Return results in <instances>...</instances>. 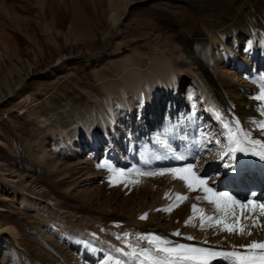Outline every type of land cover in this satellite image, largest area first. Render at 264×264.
<instances>
[{"label":"bare ground","instance_id":"obj_1","mask_svg":"<svg viewBox=\"0 0 264 264\" xmlns=\"http://www.w3.org/2000/svg\"><path fill=\"white\" fill-rule=\"evenodd\" d=\"M92 1L41 0L42 3L39 4L43 6L42 10H45L46 14L42 17V22L46 21L44 20L45 17L49 19L50 16H53L51 24L53 27L50 31L52 34L49 33V35H54L53 30L56 29V24L63 28L66 26V21H63V18H71V20L68 19L71 22L69 33H62L68 43L83 41L91 42L94 45L99 33L109 36V38L113 37V39L117 33L118 39H120L122 26L126 23L125 18L128 12H132V10L128 11V7L137 0H108L107 22L109 26L107 27L106 24L104 25L99 21L100 24L97 28H94L92 22L87 18L88 13L94 14ZM18 2L21 3V8L17 7L19 11L20 9L29 11L25 5L27 0H18ZM149 6L146 3L142 6L144 17L135 23L138 26L134 33H129L130 36L135 37L137 30H144L142 37L146 39V47H141L140 52L134 48L131 55H127L119 62L114 63L111 71L109 70L110 72L97 76L99 85L110 100L108 102L110 105L107 104L102 93L99 94L96 91L95 87L87 88L88 86L84 85L85 89L82 88L81 80L62 83L59 90L67 96V106L76 112L77 115L74 116V119L81 117L83 126L81 131H85L90 138L93 152L100 151L103 141L109 140V145L103 149L105 150L103 152L105 160L101 166L86 162V168L81 167L80 172H84L90 177L94 174L93 178L87 177L89 181L97 180L102 173H107L106 177H111L114 182V189L108 191L104 190L105 187L100 186V190L97 188L87 198L90 204L84 205L68 198L64 192V190L71 189L76 182H54L52 175L51 180H47L45 177L16 169L0 161V196H3L0 201L8 202L13 207L19 206L20 209L29 212L34 220L39 219L53 224L62 234L58 240V247L49 248L48 245V247L44 246L39 240L22 237L18 229L13 227L11 223L1 222L0 233L10 236L16 247L23 248L21 253H18L16 252L18 248L15 249L14 246L13 253L10 255L11 261L15 259L14 256L21 257L22 253L27 252L28 258L23 264H84L83 259L76 256L78 247H81V253H92L94 256L103 253L106 257L104 262L107 264H148L147 257L157 259L162 255L155 251L154 244L149 243L148 236H158L168 241L169 243L166 245L168 247L184 244L189 247L205 248L216 252H238L241 254H247L246 246L252 243H264V214L258 207H250L244 202V197L246 198L248 195L252 204H264V181L259 184L261 186L254 189L246 188L243 183L239 184V188L233 190L227 187L221 179H219L221 182L219 183L218 179L202 178L206 180L207 186L216 193H228L238 201V205L226 214L217 210L214 204L205 199L206 193L202 188L198 187L196 191L189 189L188 197L184 196L188 190L187 187L182 192H178L179 190L170 181L174 180L175 184L181 187L186 184L184 181L174 178L169 171V169L185 167L188 165L186 160L190 159L192 163L189 162V164L194 165V171L198 177L204 172H207L208 175L211 172L219 174L218 176L221 177L226 173L229 162L235 161L237 164L234 168L239 171L243 162H247V155H250L254 160V162L251 161L250 165H255L256 169V171L250 170L252 176L259 174L264 178V148L261 147L264 145V98H261L264 97V0H237L217 9L218 12L222 11L227 14V17L235 23L240 31L244 32L248 39L245 40L236 33L232 42L227 40L219 29L220 27L213 22L211 17L208 21L203 22L199 32L195 31L198 24H192L193 14L197 13L198 18L205 17L206 10H192L191 7H184L181 12L170 13L165 9L156 10ZM59 12L62 14V19L59 18ZM58 19L62 21L59 22ZM25 20H27L25 21L27 26L34 27L31 18ZM15 28H17L16 25ZM24 31L26 30L24 29ZM58 36L57 34V38ZM212 43L214 44L211 45ZM146 48L149 51H146ZM65 58L66 56L61 55L53 69L49 71L50 76L65 72L70 65V60L67 61ZM232 64L248 72L250 80L239 84L241 73L239 71L233 73L234 70H228V66ZM36 72L37 70L31 66L25 75L26 77L35 76ZM188 78H191L198 86L204 113L207 112L208 115H212L217 121L216 125L223 130L226 143L219 153L213 154L207 149L194 145V142L187 144L184 141H179L181 136L173 129L174 126L167 125L166 120H170L171 113H176L180 122L184 120L183 122L186 121L187 124H190L188 111L178 114L181 102L175 105L173 109L174 106L168 100V96L166 99L153 98L154 93L149 90L152 82L168 81L174 90L179 92L180 85ZM24 83L25 78L19 83L20 89L26 86ZM21 85L23 86L21 87ZM127 86L133 87L136 95L138 94L141 112L146 113L147 121L152 118L149 114L152 116L157 114L158 116L162 101L165 100L169 103H167L166 109L170 105V110L168 109L170 113L165 110V104L162 112L159 113L163 117L165 113L167 117L164 124L158 125L157 129L160 132H154V125L149 129H141L142 124L136 125L133 119L129 124L130 136L127 135V139L124 140V136L117 134L116 127L119 119L113 112L112 99L117 96L121 97L122 103L129 106V101L124 98ZM54 89L58 90L59 88L54 87ZM176 94L178 95V93ZM52 103L57 104L58 107L54 105L49 110L50 116L48 118L47 114L46 117L45 114L37 115V121L40 125L42 124L44 127L49 122L54 121L70 138L75 135L78 136V133H81L80 127H77L76 130L78 131H75L68 122L70 119L74 125L73 116L70 114L66 117H60L61 114H67V108L63 110L60 102L51 100L50 104ZM148 103H152L154 108L150 110ZM126 109L128 108L126 107ZM131 116L133 113H131L130 118ZM165 126L169 128L170 139L165 134L158 137ZM248 128L250 131L247 130ZM148 130L153 131L155 136V140L148 145L149 156L146 155L147 152L145 151L142 153L143 143L150 141V139L145 138ZM110 132L116 136L117 140L114 139L113 141L110 138ZM142 137H144V141ZM163 141L167 144L164 145L165 142L163 143ZM158 144H161L164 150L161 147L155 149L151 146ZM137 149H140L142 154H138ZM125 152L127 155H124ZM166 159L165 166H163L162 163ZM132 163L134 165L127 167L134 166L140 171L141 183H137L139 176L127 177L125 170H122L127 168L126 165ZM57 165L58 163L55 164L56 167ZM222 166L224 170L221 171ZM218 167L221 168L219 169L221 172L216 171ZM75 169L67 166L65 170L60 168L59 170L54 169V171L62 175V173L68 174L69 170ZM252 171H255L256 175ZM252 176L250 175L251 178ZM155 177L158 178L156 181H158L159 187L154 186L153 188L152 181ZM163 177H166V182H168L166 187H164L166 182L162 183ZM116 183L120 185L117 186ZM163 187L166 192L163 191ZM122 188L124 191L121 190ZM219 188L222 190L219 191ZM130 190L131 194L123 204L117 200L118 204L115 209L110 205L118 195L121 193L124 195ZM153 192L155 198L153 204H150L146 201ZM160 193L163 197L168 194L165 195L164 202L157 205L156 198ZM103 194L109 195L107 196L108 199L103 201ZM178 195L184 196L186 199L178 201ZM95 197L98 202L91 204L94 203V201L91 202V199ZM6 198L9 200H5ZM136 198H140L144 202L142 207L144 211V206L147 204L146 213L140 210L134 214L132 211L124 209L128 203L132 205ZM240 204L245 205V207L241 208ZM193 205L199 209L198 212H193ZM162 210L164 212L160 214ZM145 215L146 219H141ZM247 215L256 217L258 223L261 224L259 226H263L260 229L262 231L258 230L259 233L255 237L251 236L255 221L252 222L253 226H248L247 229V219L245 218ZM163 217L170 223L166 229L164 224L160 223ZM201 217L204 219L202 220ZM208 217L213 219L209 220ZM218 220H223L229 225H237L238 228H243V232L239 230L228 232L224 230L223 224L217 223ZM157 221H159L158 224H154ZM160 225L161 228H158ZM246 230L251 235L249 237L247 235L249 241L244 244L238 237H244ZM177 232L182 234V238L174 235ZM215 232H217V237L213 235ZM189 236L196 240H188L187 237ZM206 241L211 243L206 244ZM254 251L259 252L258 249ZM57 257L61 258V260L59 259L61 262L57 260ZM99 258L104 257L99 256ZM210 264H233V262L230 259L218 257L212 259Z\"/></svg>","mask_w":264,"mask_h":264},{"label":"rangeland","instance_id":"obj_2","mask_svg":"<svg viewBox=\"0 0 264 264\" xmlns=\"http://www.w3.org/2000/svg\"><path fill=\"white\" fill-rule=\"evenodd\" d=\"M235 1L237 0H137L128 7V11L132 10V12H128L129 15L127 14V17L125 18L126 23L124 26H122L123 30L120 39H118L119 35H117V33L114 35V39L113 37L109 38V36H104L102 33H99L97 42L93 45L91 42L86 43L80 41V43H77L73 41L72 43H68L66 41V38L64 35H62V33H69L71 29V22L69 20H71V18L62 19L61 12L58 13L59 18L61 17L63 21H66V26L63 28L56 24V29L53 30L54 35H49L53 27V25L51 26L53 16H50L49 19L45 17L44 20L46 21L42 22V17L46 14L45 10H42L43 6L40 5L42 3L41 0H35L34 2L33 0H27L25 5L29 8V11L24 10L25 12L21 9L20 11L18 10L21 8V3L18 2V0H0V161H3L4 163L16 169L45 177L47 180H51L50 177L52 175L54 182H76L73 184L71 189L64 190V192H66L65 194L68 198H71L75 202L84 205L87 203L90 204V202L87 201V198L92 193H94L97 188L100 190V186L105 187L104 190L108 191L114 189V182L111 180V177H106L107 173H102V175H100L101 177L97 180L89 181V178L87 177L90 176L86 175L84 172H80L81 167L86 168L88 162H91L93 165L101 166L102 162L105 160V154L103 156V152L105 150L103 149L107 148L109 145V140L105 139L103 141L102 148L100 151H97L98 153L93 152V146L91 144L90 138H88L85 131H81L83 127L81 117H75L74 119V116L77 114L74 109L71 110L70 107L67 106L66 101L68 98L65 94H62V91H59L61 88L60 85L70 81L73 82V80L77 82L81 80L83 86L87 85V88L93 86L99 94L102 93V96L106 100L107 104L110 105V103H108L110 100L99 85L100 82L97 80V76L98 74L110 72L114 63L119 62L127 55H131L134 48L135 50L137 49V51H139L141 47H146V39H144L145 37H142V31L144 30H137V36L134 35L135 37L130 36V34H133L135 28L138 26L135 23L144 17L142 6H144L145 3L149 4V7L152 9L158 10L162 8L170 13L181 12L184 7H191L190 9L192 10H206L205 17L198 18L197 13L193 14L194 17L192 19V24H198V27L195 29V31L199 32L202 28L203 22L208 21L211 17L213 22H215L220 27L219 29L222 31L223 35L226 36L229 42H232V39L236 33L237 35H241L246 40L247 38L244 35V32L238 29L235 23L227 17V14L222 11H217V9H220L225 4H231ZM108 2V0H93L91 2L94 14L90 15L88 13L87 18H89V20L92 22L94 28H97L100 22H102L104 25L106 24L105 26L107 27L109 26V23L107 22V13L109 10ZM29 18L33 20L34 27L27 26V23L25 24V21H27L25 19ZM14 24L17 26V28H15ZM24 29L26 31H24ZM50 34H52V32ZM57 34L60 37L58 36L57 38ZM213 44L214 43L211 45ZM146 51H149V49L146 48ZM61 55L66 56L67 61L70 60L69 67L64 73H56L55 76H50L49 71L53 69V66H55V64L58 62ZM31 66L37 70L36 75H30L29 77H26L25 74H27L28 69ZM241 69L242 68H238L233 64L228 66V70H234L233 73L236 71L241 73L239 84H243L244 82L250 80V75L248 72H245ZM24 78V85L26 86H24L23 89H20L19 83ZM152 85H150V87L149 85L147 86L149 87V90L154 93L153 98L166 99L167 95H169L168 100H170V102L173 104V109L175 108V105H178V103L180 104L181 102L178 114L188 111L189 120L191 119L194 123L196 133L194 136L196 137L195 140L198 146L202 147L203 149L210 150L213 154L217 153L218 148H220V146L225 142L224 135L222 136V130L219 129L218 126L213 128L214 122L211 121V118L208 116V114L204 113L202 106L203 101L200 97L197 84L194 83L191 78H188L180 85L179 92L174 90V87L171 86L170 82L168 81L152 82ZM22 86L23 85H21V87ZM83 86L82 88L85 89V86ZM54 87L59 89H54ZM132 88L131 86H127L125 89L126 93L124 98L129 101V106L124 105L122 103L121 97L119 98L118 96L112 99L111 104L113 112L115 113L117 119H119V123H117L118 126L116 127L117 134L124 136V140L127 139V135L128 137L130 136L128 128L130 121L132 122L133 119L136 125L139 123L142 124V127L145 126L144 128L141 127V129H149L154 125V132L159 131L157 129L158 125L160 126L164 124V120H166V114L164 113L165 115L161 119V114L159 113L162 112L161 110H163L164 104L166 111L170 108L169 105L166 109L168 102H165V100L162 101V107L158 110V116L157 114H154V116L149 114V116L152 117H150L152 121L151 119V122L147 121L148 118H146V113H142L141 108L139 111V97L138 94L136 95V92L133 90L134 88ZM176 93H178V95ZM51 100L60 102L62 104L63 110H66L67 108V114H61L62 116L60 117H66L70 114L73 116L72 118L75 122L74 125H72V120L69 119L68 122L69 125L75 129V131H78L76 129L77 127H80L79 130L81 133L77 132L78 136L75 135L76 137L74 136L73 138H70L66 135V133H64L60 125L54 121L49 122L44 127L42 124L40 125L39 121H37V115L45 114V117L48 115V118L50 116V113H48L50 112L49 110H51L54 105L58 107V105L55 103L50 104ZM148 104L150 105L148 106L150 110L151 108H154L152 103ZM125 106L128 109H126ZM169 110L168 113H170ZM131 113H133V116L130 118ZM170 116L171 118L168 121L169 124L174 125L176 130L179 132V118L177 114L174 113ZM247 130L250 131L249 128ZM154 132L151 130L147 132L146 138L149 140V138L151 136L152 137L149 142L145 141L143 143L144 145L142 146V153L143 151L147 152L148 145L150 142L155 140V136L153 134ZM162 134L164 133L161 132V135L158 137L162 136ZM110 135V138H112L114 141L116 136H113L111 132ZM181 135L184 136V138L186 137V140L188 139V136L185 133L182 132ZM135 137H137L136 134ZM164 142L165 141H163V143ZM165 144H167V142H165L164 145ZM151 146H156L158 148L161 147L164 150L161 144ZM137 152L138 154H142L140 149H137ZM125 154L126 152L124 155ZM146 155H148V152ZM166 161L167 159L162 163L163 166H165L164 163H166ZM189 162L192 163L190 159H187L186 164L189 165ZM56 163H58V168L55 166ZM129 165L134 164H128L126 167ZM67 166H71L76 169L69 170L68 174L62 173V175H59L57 171H54V169L59 170L60 168L65 170ZM134 168L137 169L134 166H130L122 170H125V176L127 177L139 176L137 177V183H141V173L138 171V169L133 170ZM160 168L165 169L164 167ZM97 171L99 172V170ZM212 175H214L215 178L212 177ZM218 175L219 174L212 172L208 175L207 172H204L200 174L199 177L204 179L212 178L213 180H216L219 178ZM93 177L94 174L90 178ZM157 179L158 178L155 177V179H153L154 181H152L153 188L154 186H158V181H156ZM218 181L221 183L219 179ZM165 182L166 177H163L162 183ZM170 183L175 185L176 189L179 190L178 192H182V190L187 187L186 185L183 187L176 185L174 180L170 181ZM116 185L119 186L120 184L116 183ZM167 185L168 182L165 183L164 187ZM164 187L163 191L165 190ZM123 188L121 189L122 191H124ZM187 189L188 190L184 196L188 197L189 188L187 187ZM218 190L221 191L222 188H219ZM162 193H160L158 196L159 198H156L157 205H161V203H163L166 198L165 195L168 194H165L163 197ZM130 194L131 190L126 192L124 195L121 193L115 198L114 201H112V203H110V205L115 209L118 204L116 201L119 200L120 203L123 204L125 199ZM153 195L154 192L150 195L151 199L149 198L146 202H150L151 204L155 198ZM107 196L106 194H103L102 200L104 201L108 199ZM1 198L3 199V196H0V199ZM244 199L246 204L251 201L250 196L248 195L246 198L244 197ZM5 200H9V198H6ZM93 201L94 203L91 204H96L98 199L95 197L91 199V202ZM143 203L144 202H142L140 198H136L132 205H130L131 203H128L127 207L125 206L124 209L126 211L130 210L134 214L140 210L146 213V209H148V207L146 204L144 206V211L142 209ZM160 212V214H162L164 211L162 210ZM245 218L247 219V229L248 226L250 227L252 222L255 221L254 226L252 225L254 228L252 229L251 235L252 237H255L259 231H262L260 229H262L263 226H259L260 223H258L256 217L247 215ZM251 219L253 220L251 221ZM5 221L11 223L13 227H16L22 237H29L39 240L42 244H44V246L48 245L49 248L58 247V240L61 238L62 234L57 227L46 221H41L39 219L34 220L29 215V212L20 209L19 206L13 207L12 205H9L8 202L0 201V223ZM158 222L159 221L154 222V224H158ZM24 223L26 224L24 225ZM160 223L164 224L165 229L170 225V223L164 217L160 220ZM158 228H161V225L158 226ZM245 232V238L240 236L238 237L244 244H246V242L248 243L249 241L247 240L249 237V231L246 230ZM213 235L217 237V232L213 233ZM179 238H182V234L179 235ZM192 240L196 239L193 238ZM205 243L210 244L211 242L207 243L206 241ZM14 246L15 244L13 243L12 239H10V236L5 233H0V264H23L24 261L27 260V252L22 253L21 257L14 256L15 259H13V261L10 260V255L13 253ZM17 248L18 250H16V252L21 253L23 248L15 246V249ZM81 249V247H78L76 256L79 258L80 256L83 257L84 264H107V262H104L106 261V257L103 255V253H100L98 256H94L92 253L81 254V252H79ZM99 256L104 258L99 259ZM59 259L61 260V258L57 257V260ZM60 260L59 262H61Z\"/></svg>","mask_w":264,"mask_h":264},{"label":"snow or ice","instance_id":"obj_3","mask_svg":"<svg viewBox=\"0 0 264 264\" xmlns=\"http://www.w3.org/2000/svg\"><path fill=\"white\" fill-rule=\"evenodd\" d=\"M264 98V97H261ZM264 148V145L261 146ZM172 176L176 179L184 181L186 186L192 190L196 191L197 188H202L206 193L205 199L216 206V209L228 214L234 206L238 205V201L233 198L228 193H216L212 188L207 186L206 180L197 176L194 171V165L189 164L181 169H171L169 170ZM163 174V173H161ZM186 199L184 196H177L178 201ZM241 208L245 205L240 204ZM248 206L256 208L258 207L262 214H264V204L254 205L251 201L248 202ZM193 212H198L199 209L193 205ZM234 214V213H233ZM202 220L204 219L201 217ZM141 219H146V215L142 216ZM207 219L211 220L212 217ZM217 223L223 224L224 230L228 232H233L239 230L243 232V228H238L237 225H229L224 223L223 220H218ZM251 235V233H248ZM174 235L179 236L180 233H174ZM150 244L155 245V251L158 254H162L157 259H152L151 257H146L148 259V264H210L212 259L221 257L223 259L232 260L233 264H264V243H252L246 246L247 254H241L238 252H216L205 248H195L189 247L184 244H176L172 247H168V241L163 240L158 236H148L147 237ZM188 240H192L193 237H187ZM259 250L256 252L254 250Z\"/></svg>","mask_w":264,"mask_h":264}]
</instances>
